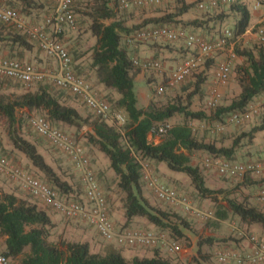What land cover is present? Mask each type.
Returning <instances> with one entry per match:
<instances>
[{
  "label": "trees",
  "instance_id": "obj_1",
  "mask_svg": "<svg viewBox=\"0 0 264 264\" xmlns=\"http://www.w3.org/2000/svg\"><path fill=\"white\" fill-rule=\"evenodd\" d=\"M120 1L73 0L71 9L75 27L74 29L64 27L56 37L70 57L71 72L85 79L82 75L84 73L83 63L82 60L80 61V58L85 57L88 73L102 88L116 95L113 100L104 97L96 90L98 95L109 105L110 112L118 113L125 119V123L121 127L123 133L115 124L97 117L86 106L91 115L80 113L67 102L72 97L78 100L69 91L51 83H38L34 90L18 95L8 96L0 92V117L4 118L8 124V136L13 149L21 152L29 160L32 167L44 176L48 185L67 197L73 196L74 199H80L83 193L81 180L80 183L72 185L62 179L45 161L36 145L18 132L17 127L23 121L17 117L18 110L26 109L28 111L29 115L24 121L29 120L31 116L43 113L44 119L51 125L55 127L62 125L73 129L74 136L71 137L78 144L83 146L82 140L86 146L94 148L108 158L109 168L117 178L118 189L124 194L122 210L125 225H122V228H130L128 225L133 218H143L158 231L169 232V235L175 240L184 237L183 227H188V221L179 214L152 206L142 194V187L146 185L142 165L147 163L152 166L153 163H162L170 171L185 174L190 178L193 196L198 200L207 199L212 202L215 205L214 214L217 220L225 221L232 216L234 218L231 219L237 218L245 232H249L250 227L256 225L264 229V209L261 208V203L264 204V202L254 198L251 193L237 195L239 197L237 198L229 197L230 191L227 197L225 190H216L206 186L201 170L190 163V153L194 151H206L213 154L214 157L230 159L234 148L241 145V140L246 138L248 141H252L256 133L264 130V116L260 124L253 127L248 133L235 136L229 148L198 141L187 125V121L195 119L220 123L227 115L231 117L233 114L246 112L253 100L264 93V47L257 45L234 47L233 53L244 60L241 77L238 78L240 92L229 104L216 105L213 113L208 114L204 110L189 109L191 100L197 95L200 101L206 100V103L210 98L213 88L204 89L203 85L207 81V69L214 65L217 67L219 62L214 63L209 57L203 58L204 62L197 67L196 71L200 66L204 67L198 74L195 71L196 75L192 73L189 76L190 80L195 79L191 87L185 88H191V91L188 92L184 100L179 95L161 105L150 101L146 107L138 108L134 92V79L142 72V69L136 66L134 61L145 60L139 57L138 45L145 46L151 43L135 40L134 37L132 38L134 34L147 29L166 27L187 30L199 35L204 41H208L207 35L215 38L221 35L223 30L228 29L232 33L229 42L236 41L243 37L250 26L252 15L248 0H235L228 5H218L216 8H208L205 11L199 10L197 4L207 0H196L192 3H186L185 0H171L174 1V5L171 1L162 3L171 2L165 7L166 11L162 15L142 23H135L132 26L124 24L119 9L127 8L120 7ZM1 3L17 11L21 17L24 16L28 21L41 20L40 25L44 24L56 5L55 0H48L47 3L50 6L47 7H44L45 5L38 0H5ZM162 4L149 7L158 8L157 6H162ZM170 6L173 7L169 8ZM193 9H198L200 15L194 17L196 16L194 14L187 17V14ZM28 21L26 22L29 23ZM4 26L6 25L0 22V27L4 28ZM11 30L8 34L0 30V56L14 58L13 53L18 55L19 49L32 47H36L43 53L26 35L13 27ZM67 30H69V34L70 31H73L70 34V39L74 38L72 36L76 31V38L72 40V42L76 41V44L75 42L67 45L63 43L61 35ZM82 34H88V38L93 41V44L84 52L78 49V39ZM157 41L167 43L165 48L169 52L185 54L188 52L182 42H168L163 39ZM176 44L181 46H176ZM158 58L156 55L153 60L156 61ZM17 60L25 62L19 58ZM189 77H186L181 83H184ZM0 80L11 79L0 78ZM152 81L154 82V78L149 77L147 83L152 86ZM175 115H181L184 122L170 126L166 133L160 134L163 138L160 143L149 142L148 135L159 134L158 129L168 124V121ZM182 151H186L188 154ZM243 180L245 182L238 184L239 188L243 185H256L251 179V174H245ZM220 193L224 194L223 200L226 205L219 203L217 195ZM57 225L44 210L38 208L36 203L21 200L13 193L0 191V238L4 237L0 251L10 260L11 264H171L170 259L161 255L160 247H154L151 256H133L130 259H127L121 250H117L115 247L117 245L113 243L105 248L104 253L93 252L86 241H69L63 238L61 235L63 231H60ZM257 237L264 239L259 234ZM55 238L57 239L54 240ZM215 241L213 238H206L204 242L198 241V246L204 244L212 246Z\"/></svg>",
  "mask_w": 264,
  "mask_h": 264
},
{
  "label": "built area",
  "instance_id": "obj_2",
  "mask_svg": "<svg viewBox=\"0 0 264 264\" xmlns=\"http://www.w3.org/2000/svg\"><path fill=\"white\" fill-rule=\"evenodd\" d=\"M167 1L171 0H121L120 7L153 6ZM234 1L207 0L206 2H199L197 8L205 11L208 8H216L222 4L228 5ZM55 2L56 5L44 24L32 26L17 11L5 6L0 1V22L26 35L30 41L35 42L45 55L54 58L57 62L53 71H44L27 62L0 56V78L11 79L27 85L45 82L54 84L72 93L97 117L104 118L106 122L111 124L123 125L125 119L118 113L110 112L109 105L98 95L96 89L83 77L76 76L71 72L70 57L56 35L61 33L64 27L72 29L75 27L74 15L71 9L73 0H55ZM251 9L253 11L264 9V0H256ZM257 35L258 40L264 44V27L259 28ZM133 37L135 40L145 42H154L160 39L168 42L178 41L182 42L188 49L186 57L164 79L163 85L156 88V93L161 94L165 88L178 85L186 77L192 75L203 58L212 57V55L224 50L231 40L232 33L230 30L225 29L221 35L215 38L210 37L208 41H204L199 35L187 30L165 27L139 31ZM234 58H236V55L230 52L228 57L221 60L215 68L213 77L215 86L211 90L207 102L209 109L216 107L219 98L217 88L227 84L230 64ZM134 64L139 66L142 71H159L161 69L160 62L152 59L140 62L134 61ZM255 112L256 110H253L250 106L244 113L233 114L229 121L237 124ZM28 121L33 131L44 137L54 149L62 152L73 168L80 174L83 192L80 199L61 194L37 176L12 162L1 149L0 175L24 189L33 199L43 203L61 217L68 220H80L88 224L106 242L128 248L160 247L170 253L180 251L178 243L170 239L166 232L115 226L109 216L107 196L91 169L86 149L78 144L65 130L51 125L44 117L31 116ZM168 128H170L169 124L161 126L158 129L159 134L166 133ZM205 166L208 168L214 167L221 176L225 177H243L245 174L264 175V163L231 164L227 161L206 159ZM142 170L146 187L158 200L173 208L180 209L185 214H192L203 219L212 217V212L198 210L187 196L179 194L172 187L159 183L156 177L152 175L147 164L142 165ZM257 198L259 201L264 202V186L259 189ZM238 235L248 243L249 247L246 250L228 249L218 252L216 255L217 261L221 264H264V239L241 230H238ZM0 264H11L10 260L1 251Z\"/></svg>",
  "mask_w": 264,
  "mask_h": 264
},
{
  "label": "rangeland",
  "instance_id": "obj_3",
  "mask_svg": "<svg viewBox=\"0 0 264 264\" xmlns=\"http://www.w3.org/2000/svg\"><path fill=\"white\" fill-rule=\"evenodd\" d=\"M5 1V0H0ZM154 8V7H151ZM155 9V8H154ZM18 10V9H17ZM200 14V13H199ZM34 15V14H33ZM264 15V14H263ZM23 16V15H22ZM35 17V16H34ZM22 18L26 20V18L23 16ZM37 18V17H36ZM41 19V18H39ZM232 19V18H231ZM32 25H40L41 20H33L28 21ZM34 22V24H33ZM36 22V23H35ZM264 23V21H263ZM264 27V25H260L256 28V32L258 33L259 28ZM0 30H2L5 34L10 33L11 27L10 26H4L0 27ZM73 33V31H70V34ZM204 33V32H203ZM76 31L74 32L72 37H75ZM209 34V33H208ZM207 35V34H206ZM208 36V35H207ZM75 42V41H73ZM160 45H145V51L151 50L152 46L158 47L160 49L161 47H165L167 43L163 41H159ZM93 44V41L88 38V34H82L79 36L78 39V49L81 52L86 51L91 45ZM254 45H257L259 47H264V44L261 43L259 40H257ZM137 46V45H135ZM243 47V46H242ZM133 48V47H132ZM6 52V51H4ZM153 52V51H152ZM221 52V51H220ZM218 52L215 55H212V57H209L214 63L219 62ZM231 52H234V49H232ZM45 55V54H44ZM142 53H139L140 59H148L145 56H141ZM162 57H159V62L161 63V69L159 71H143L144 75L137 76L134 81V92L136 97H139V101L137 102V107L140 108L143 106V91L146 93L147 96L150 95L151 100L157 104H164L169 99H174L177 96L181 95L182 99L184 100L188 92L191 91L190 89H185L186 87H191L192 83L194 82L193 78L190 80V77L181 84L175 85L173 87H167L165 88L164 92L161 94H157L155 89L159 85H163V79L164 76V61H166V57L164 55H161ZM47 59L49 58L46 55ZM228 57V56H227ZM226 57V58H227ZM170 60V56H168ZM53 59V58H52ZM152 59V58H149ZM224 59V58H223ZM82 60L84 73L82 74L85 79L91 83V85L99 91L101 95H103L106 98L115 99L116 95L104 88H102L94 79V77L88 73V65L87 60L85 57L80 58V61ZM78 60V62H80ZM204 62V59L203 61ZM201 62V63H202ZM80 63V64H82ZM200 63V64H201ZM244 65V60L242 57L236 56L231 61L230 64V71H229V78L227 81V84L225 86H220L217 88V91L219 93L218 101L216 102V105H227L229 102L240 92V87L238 85V78L241 77V68ZM204 67L200 66L198 70L195 73H199ZM215 65L210 67L208 70V77L207 81L203 85L204 89L207 88H213L215 85L213 83L212 77H214V71H215ZM194 73V74H195ZM161 74V75H160ZM196 75V74H195ZM154 77V82L152 81V86H148L146 81L148 78ZM37 84H21L13 80H0V92L4 93L8 96L18 95L22 92L34 90L35 86ZM193 87V86H192ZM153 88L154 90H152ZM199 96L197 95L191 100V105L189 109L193 111H206L208 114L213 113L215 111V108L208 107L206 100L200 101ZM80 108L84 105L78 100L75 101ZM207 105V107H206ZM261 105L256 103V100H253L251 103L252 109H258ZM85 107V106H84ZM83 107V108H84ZM249 109V108H248ZM85 113L84 115H91L89 110L85 107L84 108ZM264 112L259 111L257 113H252L248 118L241 121L240 123H231L229 121L230 117L227 115L225 116L223 122L220 123H214L206 120H189L187 121V125L191 128L193 135L198 141L204 142V143H210L215 144L218 147H226L229 148L232 145L233 139L237 135H241L243 133H248L253 127H256L260 124V121L262 117L264 116ZM29 115V113L26 111V109H20L17 111V117L18 119L22 121V123L19 124L17 127L18 132L21 136H28L31 140L37 141V134L33 131V129L30 127L28 120L24 119ZM34 116H42L44 117L43 113L34 115ZM184 122L183 117L181 115H175L173 118H171L168 121V124L170 126L179 124ZM124 125V124H123ZM123 125H115L122 133ZM62 128L63 130L66 129V126H58ZM67 130V129H66ZM65 130V131H66ZM8 124L6 120L2 117H0V149L8 156V153L11 149H13L11 142L9 140L8 136ZM71 136H74V132L67 131ZM39 136V135H38ZM157 138H159L160 143L162 141V136L160 134H156ZM40 137V136H39ZM42 137V136H41ZM44 139L43 141L39 142V148L43 151V154L45 156V161L54 168L56 173L64 180L68 181L72 185H76L77 183H80L81 176L77 171H72L69 168L68 161L64 154L56 149H54L49 142ZM149 142L155 143L154 138H150ZM81 144L86 149L87 154L90 159V164L93 165L95 168V174L99 177L100 182L103 183L102 189L104 190L106 196H107V202L109 205V210L111 215L113 216V219L115 217H120L123 212L122 210V203L124 199V194L118 189L117 186V178L115 174L112 172V170L109 168V160L108 158L101 153L97 154V150L94 148H91L89 146H86L84 144V141L81 140ZM241 145L234 148V153L230 157V159H226L224 157H214L213 154H210L206 151H194L190 153V163L193 166H197L205 179L206 186L216 189V190H225L226 196H229V193L231 191V194L229 197H237V195H244L245 193H251L254 198H257L259 188L264 186V175H258V174H252L251 179L256 183L254 186H241L238 187V184L244 183L245 180H243L242 176H236V177H225L221 176L214 167H206L205 166V160L206 159H213L217 161H227L231 164H243V163H249V162H264V130L261 132H258L254 135L252 141H248V139L244 138L241 140ZM185 154H188L186 151H182ZM147 164V163H145ZM150 171L152 172V175L156 177L159 183L172 187L176 192L179 194L185 195L189 198L190 202L193 204L195 208H197L200 211L205 212H212V217L209 219H203L195 217L192 214H185L183 211L177 208H172L166 203L158 200L155 195L146 187V185H143L142 187V194L147 199V201L154 207L159 209H165L169 212H174L176 214L181 215L188 221V227H183V233L184 237L178 240H175L172 238L169 234V232L166 231V233L169 235V238L173 241L177 242L180 246V251L177 253H170L166 251L165 249H160L161 255L167 259L171 260V264H221L217 261L216 255L218 252L226 251L228 249H241L243 246V243L241 242L243 239L239 237L238 230L244 231L243 226L238 222L237 218H234L230 216L225 221H219L215 217V205H213L212 202L209 200H198L193 196V187L191 185L190 178L182 173H175L170 171L165 164L162 163H153L152 166L147 164ZM94 171V170H93ZM31 174L37 176L41 180L45 182L44 176L35 170H32ZM1 176V175H0ZM0 182L5 184H12L11 181H9L5 177H0ZM46 183V182H45ZM15 187V186H13ZM238 187V188H237ZM258 189V190H257ZM0 191L3 193V188L0 187ZM20 192V191H18ZM20 194V193H19ZM29 196V195H28ZM224 194H218L217 198L219 200V203L221 205H226V202L223 200ZM32 197L30 196V199ZM239 198V197H237ZM32 201L35 202V200L32 198ZM258 200V199H257ZM261 203V202H260ZM261 208L264 209V204L261 203ZM55 213V212H54ZM57 214V213H55ZM58 215V214H57ZM110 215V217H111ZM60 217V215H59ZM58 222V227L60 231L63 232L61 235H63V238L69 241H84L86 238L88 239L91 237V243L93 244L95 241H97V244L99 247L96 251L99 253H104V250L107 246H109V242H105L101 240L95 230H93L88 224L84 223L80 220H68L63 217H60V219L55 220ZM117 226H121V222H116ZM132 228V227H130ZM145 229V228H144ZM146 230H154L158 231L156 228L154 229H146ZM264 229H261L259 226H252V228L249 229V232L246 233H252V234H259L263 235ZM245 232V231H244ZM206 238H213L216 241L212 246H208L206 244L202 246H198V241H205ZM55 238L54 240H56ZM225 239L226 241H224ZM228 239V240H227ZM240 244H237L238 241ZM0 244V248H1ZM117 250H121L127 253L129 255V252L132 253L136 252L138 249L136 248H128L123 246H115ZM96 247L93 248L95 250ZM129 249V250H128ZM135 249V250H134ZM150 249V251H152ZM131 257H128L130 259Z\"/></svg>",
  "mask_w": 264,
  "mask_h": 264
},
{
  "label": "crops",
  "instance_id": "obj_4",
  "mask_svg": "<svg viewBox=\"0 0 264 264\" xmlns=\"http://www.w3.org/2000/svg\"><path fill=\"white\" fill-rule=\"evenodd\" d=\"M38 1L40 3H42V4H44L45 5L44 7L50 6L47 3L48 0H38ZM194 1H196V0H185L186 3H192ZM255 1L256 0H248V4H250L252 6ZM171 2L162 4V6H157L158 8L154 7L155 9L147 6V7H144V8H133V7H130V8H127V9H119V11H120V14L122 15V19H124V24L127 25V26H132L135 23H142V22L147 21L148 19L155 18L156 16H159L160 14L162 15L163 12L166 11L165 7H167L168 4H171ZM172 5H174V1L172 2ZM251 6H250V8H251ZM172 7L173 6H170L169 8H172ZM157 9L159 11H156ZM199 13L200 12L198 11V9H193L192 11L189 12V14H187V17L193 16L194 14H196V16H194V17H198L200 15ZM263 14H264V9H258V10H255V11H253L251 9L252 17H251L250 26H249L248 30L246 31V33L243 35V37L241 39H237L236 41L229 42V44L225 47V49L220 52L221 54H219V57H218L219 61L223 60V58L225 59L229 55V53L232 51V49H234V47L237 46V45L240 46V47H242V46L243 47H253L254 46V43H256L257 40H258V35H257V32H256V28L259 27L260 25H264V23H263L264 15ZM68 31L69 30L64 31L63 34L61 35L62 41H63V43L65 45H67L69 43H73L72 40H75V38H76V37H74L73 39H70L71 35L68 33ZM208 37L210 38L211 35H208ZM76 43L77 42L75 41V44ZM150 45H160V42L159 41H155V43L151 42ZM176 46H181V45L180 44H176ZM138 48H139L138 51H140L142 53L141 56H145L148 59L152 58V60H153L154 56H156V55L158 57H162L161 55H164V57H166V61H164V72H166V73H163V75H164L162 77L163 80L179 64L181 59H183V57L187 55V53L186 54L185 53H177L175 51L169 52L165 47L164 48L161 47L160 49H158V47L152 46L151 50H147V51H145L144 45H138ZM16 54L17 53H13V56H15L14 58H16V59L19 58L22 61H25L27 63L33 64L34 66H36L40 70L53 71L56 68V61L54 59H52V58H48L47 59L46 55H44V53H42L36 47H32L30 49H23V50L19 49V54L18 55H16ZM3 56H5V55H3ZM168 56H170V60H169ZM156 61H159V59H157ZM142 74L144 75L143 71L141 73H139L138 75L141 76ZM136 77H135V79H136ZM152 78H154V77H152ZM135 79H134V81H135ZM212 79H213V77H212ZM146 83H147V81H146ZM147 85L149 86L148 83H147ZM141 94H143V106L142 107H146L149 104V102L151 100V97H150V95L147 96L144 91ZM136 98H137V102H138L139 101V97L137 96ZM74 100L78 101L77 99L72 97L67 102L70 103L71 106L76 108L80 113H85V110H84L85 107L83 106L84 108L83 107L80 108V106L76 102H74ZM255 100H256V103L261 105L257 109V111L258 112L259 111L264 112V93L261 96H259L258 98H256ZM142 107H140V108H142ZM60 126H62V125H60ZM66 129H65L66 131L74 132L73 129H71L69 127H66ZM24 137L29 139L30 141H32L36 145L38 151L45 158V156L43 154V151L40 150V148H39V142H38V141H43L44 139H42V137L37 136V141H33L28 136H24ZM150 138H154L155 139V143L154 144H158V142L160 141L159 138H157V136L152 135V134L148 135V140ZM96 152H97V154L101 155V153L99 151H96ZM8 158L11 159V161L14 162L15 164H18L19 166L23 167L29 173H31L32 170H35V168L32 167V165L29 162V160L21 152L15 150V149H11L9 151ZM66 159L68 161L69 168L72 171H75L67 157H66ZM91 167H92V169L95 172V168L93 167V165H91ZM0 177L3 178L4 176L1 175ZM96 178H97V181H98L99 185L101 187H103V183L100 182V179H99V177L97 175H96ZM13 186H15V187H13ZM0 187L3 188L4 192L13 193L18 198H20L21 200L34 202V201L31 200L32 198L30 199V195L28 194V192H26L24 189L20 188L18 185L14 184V183H12V184L8 183V184L4 185L3 183L0 182ZM18 191H20V192H18ZM34 200H35L34 203L37 204L38 208L41 209V210H44L50 216V218L54 222H56L58 224V222L55 221V220L60 219L61 216L59 217V215L55 214L52 209H50L49 207H47L43 203L37 201L36 199H34ZM109 210H111V209H109ZM110 215H111V213H110ZM110 218H111V220H112V222H113V224L115 226H117L116 222H121V227H122V225H125V218H124L123 212L121 214V218L120 217H115L113 219L112 215H111ZM128 227L139 228V229H144V228L145 229H148V228L154 229L155 228L152 225H150L143 218H133L129 222ZM250 228H252V227H250ZM262 234H263L262 236L264 238V231H263ZM98 237L101 240H103L99 235H98ZM3 240H4V237L0 238V244L3 243ZM84 241L89 243L90 249L93 252H97L98 253V251H96L99 248V247H97L98 246L97 241H95L92 244L91 243V237H89L88 239L86 238V240H84ZM241 242L243 243V246H242V248L240 250H246L249 247L248 243L245 240H242ZM237 244H240V242L238 241ZM94 247H96L95 250H93ZM136 249H138L136 252H133V251H132V253L129 252V255H127V253L124 252V251H122V254L127 259H128V257L132 258L133 256H144V255L151 256L153 254V252L150 251L151 248H136Z\"/></svg>",
  "mask_w": 264,
  "mask_h": 264
},
{
  "label": "clouds",
  "instance_id": "obj_5",
  "mask_svg": "<svg viewBox=\"0 0 264 264\" xmlns=\"http://www.w3.org/2000/svg\"><path fill=\"white\" fill-rule=\"evenodd\" d=\"M220 61H221V60H220ZM220 61H219V62H220ZM157 87H158V86H157ZM157 87H156V88H157ZM155 91H156V89H155ZM255 110H256V112H255V113H257V112H258V111H257V109H255ZM74 170H75V169H74ZM75 171H76V170H75ZM229 264H232V263H229Z\"/></svg>",
  "mask_w": 264,
  "mask_h": 264
}]
</instances>
